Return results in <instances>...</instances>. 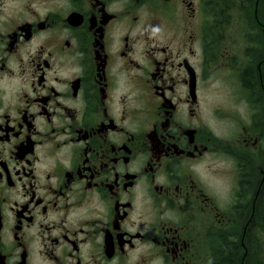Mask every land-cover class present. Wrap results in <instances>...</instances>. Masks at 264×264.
I'll use <instances>...</instances> for the list:
<instances>
[{
	"label": "flooded vegetation",
	"instance_id": "flooded-vegetation-1",
	"mask_svg": "<svg viewBox=\"0 0 264 264\" xmlns=\"http://www.w3.org/2000/svg\"><path fill=\"white\" fill-rule=\"evenodd\" d=\"M220 2L0 0V264H264V0Z\"/></svg>",
	"mask_w": 264,
	"mask_h": 264
},
{
	"label": "rangeland",
	"instance_id": "rangeland-1",
	"mask_svg": "<svg viewBox=\"0 0 264 264\" xmlns=\"http://www.w3.org/2000/svg\"><path fill=\"white\" fill-rule=\"evenodd\" d=\"M211 1L212 3L217 1V4L215 6H219V4L221 3L220 0H211ZM229 1L231 2V4H235V0H229ZM217 13L222 14V12H220L219 10H217ZM226 17L227 18L224 17V20L226 23H228L227 25H232L231 29L229 30L230 38H232L231 33L233 34V36L237 37L239 30L234 24L240 23L241 21H236L235 19H232L229 15H226ZM220 18L222 19V16ZM211 28L216 30L214 26H211ZM221 37H224V35H222ZM263 54H264V51H263Z\"/></svg>",
	"mask_w": 264,
	"mask_h": 264
}]
</instances>
